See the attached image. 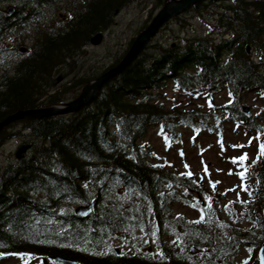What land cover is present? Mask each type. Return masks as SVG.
Masks as SVG:
<instances>
[{
  "label": "trees",
  "instance_id": "obj_1",
  "mask_svg": "<svg viewBox=\"0 0 264 264\" xmlns=\"http://www.w3.org/2000/svg\"><path fill=\"white\" fill-rule=\"evenodd\" d=\"M140 1L0 0V122L18 111L65 106L117 66L135 39L109 67L77 68L92 60L86 53L92 39L104 36L121 11ZM170 1L151 0L140 32ZM6 4L16 6L13 15ZM190 13L211 17L217 36L178 35L175 42L155 37L80 112L21 120L0 132V150L22 137L18 152L0 170V254L17 253L28 263L61 257L79 264H259L258 248L264 243V0H204L162 30L176 21L185 29ZM15 33L29 42L25 48L21 38L7 45ZM223 93L228 101L216 105ZM251 94L262 102L255 114L244 110ZM227 124L259 143L260 159L236 167L247 189L240 203L224 198L211 203L192 175L171 169L167 160L157 162L152 147L141 142L152 131L168 148L182 147L184 132L217 133L223 140ZM94 201L90 215L75 214L77 206ZM177 207H191L197 218L183 217ZM137 234L151 239V253L126 259L101 250L119 236L133 243Z\"/></svg>",
  "mask_w": 264,
  "mask_h": 264
},
{
  "label": "rangeland",
  "instance_id": "obj_2",
  "mask_svg": "<svg viewBox=\"0 0 264 264\" xmlns=\"http://www.w3.org/2000/svg\"><path fill=\"white\" fill-rule=\"evenodd\" d=\"M148 2L150 4L147 8ZM10 6L12 5L10 4L7 9L10 8ZM152 8L153 5L151 4V0H142L121 11L111 29L104 34V40L101 41L102 43L92 45L86 49V53L92 57V60L88 61V59H86L82 61L77 68H81V70L84 71L92 65H99V67L102 66L103 70L112 65L116 58L123 53L126 45L131 40L136 39L140 34V30L148 19ZM160 9L155 12L154 16L157 15ZM62 11L64 12V10ZM59 15L61 14H58V16ZM186 18L189 25L185 29H182L180 23L176 21L169 26L167 32L162 30L173 20L172 19L161 29L162 32L161 30L159 31L155 39L161 42H163V40L175 42L174 37L178 35L181 38H185L187 35L192 36L193 34L200 36H217V34H214L216 33V28H213L214 23L211 22V17L208 15H205V20L199 18L198 15L194 13L188 14ZM19 38L21 39L19 40ZM22 38L23 36H19V33H15V35L7 41V45L15 44V42L19 40L20 43H25L23 46L25 48L29 42L27 40H22ZM13 58L16 60L18 56ZM9 61H13V59ZM1 72L2 71H0V74ZM227 101L228 97L225 93L217 96L214 100L216 105L225 104ZM196 104L204 107L205 102L198 100ZM246 106L250 112L255 114L258 112V109L261 108L262 102L257 96L251 94L247 99ZM223 132V140L219 139L217 133L216 136L204 135L199 137L196 133L184 132L183 139L185 144L182 147L173 145L168 148L163 137L158 136L156 131H152L144 141H142V144H146L150 146V148L152 147L153 152L159 157L156 159L157 162L163 163L167 160L171 163V165H169L170 168L175 169L178 173L187 174L191 172L192 177L195 178L200 185L204 186V189L210 194L209 198H211V203L221 198H224L225 202H244L247 199V194L236 171V167L242 164L238 162L235 164L233 161L243 156L245 153L248 156V161L254 160L258 155L259 143L255 138L253 139L246 136L243 130H236L232 124L224 125ZM21 138L22 137L16 138L5 143L0 150V170L6 165L8 160L12 159L13 155L18 152L19 146L22 144ZM205 166H207V172L204 170ZM213 185H215V187H213ZM176 212L190 219L197 218L196 213L191 207H177ZM140 242L142 243L140 247L143 250H153L151 249L152 244H147L149 241L146 239L140 240ZM131 245L135 246L134 242L131 243L127 239H116L112 243L114 250L117 248L125 250ZM242 255L244 258H247L249 253L244 249ZM0 264L28 263L23 258H13L1 261Z\"/></svg>",
  "mask_w": 264,
  "mask_h": 264
},
{
  "label": "water",
  "instance_id": "obj_3",
  "mask_svg": "<svg viewBox=\"0 0 264 264\" xmlns=\"http://www.w3.org/2000/svg\"><path fill=\"white\" fill-rule=\"evenodd\" d=\"M204 0H172L166 3L158 14L153 18L150 25L142 31L134 43L131 49L120 62L119 65L105 72L99 78L90 82L87 87L82 91L81 95L74 101L68 103L63 107L54 108H42V109H31L18 111L4 121L0 122V132L11 124L34 118H46V117H57V116H70L72 114L80 112L86 106L92 103L97 93L103 89V87L115 77L121 75L127 67H129L144 51L148 43L154 39L159 31L173 18L180 16L191 9L193 6L202 3ZM15 9L9 8L8 13L14 14ZM103 40V35H97L92 39L94 45H98ZM249 50V49H248ZM248 112V111H247ZM97 202H92L90 205L80 206L76 209L75 213L78 216L87 217L91 214ZM15 255V253H6L0 256V261ZM53 260L61 264H78L77 261L71 259H65L60 257H53ZM259 261L264 264V243L261 245L259 250ZM43 264H49L47 260L43 261Z\"/></svg>",
  "mask_w": 264,
  "mask_h": 264
},
{
  "label": "snow or ice",
  "instance_id": "obj_4",
  "mask_svg": "<svg viewBox=\"0 0 264 264\" xmlns=\"http://www.w3.org/2000/svg\"><path fill=\"white\" fill-rule=\"evenodd\" d=\"M166 139H167V137H166ZM240 147H242V146H240ZM260 156H264V144H261V145H260ZM260 156L257 157V160L260 159ZM247 160H248V156H247V154L245 153L243 156L239 157L238 159H234L233 162H234V163L239 162V163H241V164H244ZM186 167H187V166H186ZM204 170L207 172V166H205V169H204ZM246 172H247V168H245L244 171H242V172L239 173V175L241 176L242 179L244 178ZM187 175L191 176L192 173H191V172H188ZM213 187H215V185H213ZM245 190H247V189H245ZM199 222H200V221H196V223H199ZM245 264H247V262H245Z\"/></svg>",
  "mask_w": 264,
  "mask_h": 264
},
{
  "label": "flooded vegetation",
  "instance_id": "obj_5",
  "mask_svg": "<svg viewBox=\"0 0 264 264\" xmlns=\"http://www.w3.org/2000/svg\"><path fill=\"white\" fill-rule=\"evenodd\" d=\"M118 239H120V238H118ZM145 253H147V250H145ZM110 254H111V256H116V258L126 257V259L127 258L131 259L132 257H136L138 255V250H137L136 246L131 245L130 247L126 248L125 250H120L119 248H117L116 249L117 255H112V253H110ZM142 257H143V255H142Z\"/></svg>",
  "mask_w": 264,
  "mask_h": 264
},
{
  "label": "bare ground",
  "instance_id": "obj_6",
  "mask_svg": "<svg viewBox=\"0 0 264 264\" xmlns=\"http://www.w3.org/2000/svg\"><path fill=\"white\" fill-rule=\"evenodd\" d=\"M7 7H8V6H7ZM6 9H7V8H6ZM61 12H62V11H61ZM176 19H177V18H176ZM175 21H176V20H175ZM147 26H148V25H147ZM6 41H7V40H6ZM251 57H252V56H251ZM259 60H260V58L256 61V63L259 62ZM252 61H253V59H252ZM257 94H258V93H257ZM257 94H256V95H257ZM230 104H231V103H230ZM224 107H225V106H224ZM244 107H246L245 104H244L243 108H244ZM40 109H41V108H40ZM250 115H251V114H250ZM16 123H18V122H16ZM183 126H184V125H183ZM4 130H6V129H4ZM141 142H142V141H141ZM17 159H18V158H17ZM3 168H4V167H3ZM183 217H184V216H183ZM202 217H203V216H202ZM203 219H204V218H203ZM221 233H222V232H221ZM222 234H223V233H222ZM160 244H161V243H160ZM167 244H168V243H167ZM262 244H263V242L261 243V245H262ZM261 245H260L259 248H258V258H259V250H260ZM178 249H179V248H178ZM243 250H244V249H243ZM243 250H242V251H243ZM172 251H173V250H172ZM195 251H196V250H194L193 252L195 253ZM164 257H165V256H164ZM201 259H202V258H201ZM259 264H261L260 261H259Z\"/></svg>",
  "mask_w": 264,
  "mask_h": 264
}]
</instances>
